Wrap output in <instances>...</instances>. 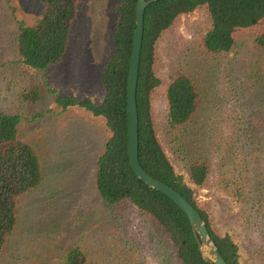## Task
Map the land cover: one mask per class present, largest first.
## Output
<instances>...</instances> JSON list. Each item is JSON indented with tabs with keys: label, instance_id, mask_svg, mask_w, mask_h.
<instances>
[{
	"label": "rangeland",
	"instance_id": "obj_1",
	"mask_svg": "<svg viewBox=\"0 0 264 264\" xmlns=\"http://www.w3.org/2000/svg\"><path fill=\"white\" fill-rule=\"evenodd\" d=\"M116 3L79 0L62 58L36 70L20 61L14 34L19 22L33 21L38 1L0 0V112L20 116L19 136L35 146L42 170L38 187L17 198V222L0 264H62L72 246L85 252V264H179L171 243L148 218L128 202L110 207L98 197L94 161L109 134L104 121L82 108L60 111L54 104L57 96L102 99L99 70L112 49ZM208 26L200 7L179 16L157 40L153 130L214 231L237 245L238 264H264V49L253 41L264 33V19L236 31L230 51L215 57L198 45ZM180 69L192 77L199 107L175 144L165 124V88ZM34 86L35 102L18 99L21 90ZM179 149L185 155L208 151L210 173L202 186L190 183Z\"/></svg>",
	"mask_w": 264,
	"mask_h": 264
},
{
	"label": "trees",
	"instance_id": "obj_2",
	"mask_svg": "<svg viewBox=\"0 0 264 264\" xmlns=\"http://www.w3.org/2000/svg\"><path fill=\"white\" fill-rule=\"evenodd\" d=\"M37 1L38 12L33 21L17 25L14 48L24 66L45 70L59 62L67 48L79 0ZM134 4L135 0H117L110 32L112 49L99 70L103 92L100 102L57 96L54 104L60 111L72 106L82 108L105 123L109 134L94 161V188L100 200L110 207L125 202L131 204L164 234L179 264H212L197 247L184 214L164 195L136 178L128 164L125 103ZM200 7L205 9L209 26L198 45L204 53L214 57L230 51L236 31L264 19V0H152L146 6L135 91L138 160L149 175L175 189L198 211L225 262L238 264L237 245L228 234L214 231L208 214L198 207L192 188L175 173L166 158L153 130L150 112V94L160 84L154 72L156 42L179 16ZM253 41L264 49V33L257 34ZM38 97L35 86L18 93V99L26 103H33ZM165 101V124L170 142L178 144L183 136L179 132L188 131L199 107L197 87L186 70L180 69L169 78ZM19 124L18 114L0 112V252L17 222V198L36 189L42 180L39 155L32 143L19 136ZM242 147L244 144L236 149L242 150ZM179 154L190 183L202 186L210 173L208 151L202 153L201 149L199 152L194 149L193 153L185 155L179 149ZM85 263L86 254L77 246L68 248L63 255L62 264Z\"/></svg>",
	"mask_w": 264,
	"mask_h": 264
},
{
	"label": "water",
	"instance_id": "obj_3",
	"mask_svg": "<svg viewBox=\"0 0 264 264\" xmlns=\"http://www.w3.org/2000/svg\"><path fill=\"white\" fill-rule=\"evenodd\" d=\"M151 1L152 0H135L134 4V28L132 30L130 57L127 69L125 103L126 152L128 164L136 178L146 186L164 195L184 214L193 239L202 254L210 259L212 264H227L212 242L205 223L198 211L175 189L149 175L141 167L138 160V119L135 91L142 42L143 14L146 6Z\"/></svg>",
	"mask_w": 264,
	"mask_h": 264
}]
</instances>
